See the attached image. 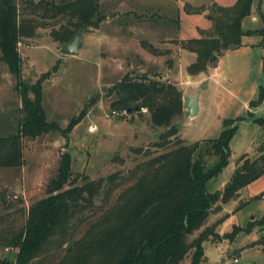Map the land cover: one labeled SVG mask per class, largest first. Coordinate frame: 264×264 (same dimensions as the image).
I'll return each instance as SVG.
<instances>
[{
    "label": "trees",
    "instance_id": "1",
    "mask_svg": "<svg viewBox=\"0 0 264 264\" xmlns=\"http://www.w3.org/2000/svg\"><path fill=\"white\" fill-rule=\"evenodd\" d=\"M101 1L0 0V62L16 79L15 89L20 94L23 112L16 133L0 137V168L25 164L26 139L34 140L50 133L67 138L89 109L87 106L73 118L67 129L48 122L42 105L43 86L54 71H48L32 84L24 79L19 51L23 39L35 38L40 28H47L44 22L50 19L61 23L51 36L64 47L75 35L96 30L105 22ZM196 1H202L203 6L206 2L217 5V0ZM252 4L253 0H235L229 8L218 6L210 35L186 41L183 48L197 55L195 63L187 68L191 75L206 72L214 56L240 47L243 37L264 36V28L241 30L242 21L251 15ZM141 45L151 53L160 54L150 43L141 42ZM262 64L264 72V56ZM263 93L261 89L258 100L249 106H259ZM109 96L113 97L112 111L127 110L134 115L146 110L157 130L175 125L186 108L183 94L175 84L151 74H126L109 89ZM242 120H225L224 130L215 140L187 144L176 138L154 142L147 149H131L130 153L135 155L132 167L118 169L99 179H91L85 173L81 177L82 185L77 184L80 177L73 176L71 156L62 153L57 174L47 187L48 195L29 206L21 226L3 224L0 248L16 250V260L8 258L0 264H39L40 258L45 259L67 243L65 254L56 264H181L188 256L189 264H201L206 259V241L232 240L240 230L247 231L254 223L261 224L264 232L263 218L245 227L233 225L230 232L220 235L218 227L227 214L216 221L209 218L264 174L262 143L256 157H239L233 175L222 190H207L206 182L227 163L235 122ZM252 122L264 130V117L253 118ZM125 160L121 158L122 163ZM212 160L215 163L207 167ZM4 217V214L0 216V224ZM86 222L85 237L70 242L73 231Z\"/></svg>",
    "mask_w": 264,
    "mask_h": 264
},
{
    "label": "rangeland",
    "instance_id": "2",
    "mask_svg": "<svg viewBox=\"0 0 264 264\" xmlns=\"http://www.w3.org/2000/svg\"><path fill=\"white\" fill-rule=\"evenodd\" d=\"M176 1L181 2V35L186 39L165 40L163 43L170 44L157 46L156 51L160 54L145 49L142 41L138 42L139 37L135 38L137 41L128 39L133 34L127 31L131 26L135 27L136 21L133 19L141 14L151 20L155 15L153 20L159 22L158 13L161 12L174 20L173 4L168 5L167 1L102 2L101 11L105 19L113 23L97 28L99 36L105 39L103 42L99 39L93 41L91 31L83 34L85 42L78 57L60 54L63 47L54 41L51 32L59 29L61 23L50 19L44 22L48 24L47 28H40L35 38L23 39L19 51L24 79L32 84L48 71H54L43 86L42 105L48 122H56L62 129H67L73 118H77L87 106L89 109L79 124L67 134V138L60 133H50L34 140L26 139L25 164L18 168H0V216H5L0 230L5 223L21 226L29 206L48 195L47 187L57 174L62 153L67 152L71 156L73 176L80 177L77 184L82 185L84 181L81 177L85 173L91 179H99L118 169L126 170L135 164L131 149H147L158 142L157 134L166 130L155 129L146 110L127 119L112 117L113 97L109 96V89L128 73L157 75L162 81L175 84L183 97L198 96L199 113L190 117L185 108L184 115L175 124L179 127V133L170 140L178 138L187 144L215 140L224 130L225 120L243 119L235 122V133L228 144L230 155L227 163L218 175L206 182L208 191L216 192L225 187L240 156L251 159L260 154L264 130L252 119L264 117V93L259 106L249 105L258 100L260 90H264V36L243 37L240 47L221 54L219 60L209 64L206 72L191 75L187 68L196 60L194 53L184 49L183 45L186 41L209 36L213 31L214 18L218 15V6L229 8L235 0L221 4L216 1L217 5L206 2L204 6L202 1L189 0L192 5L185 3V0ZM252 9L258 20L254 23L247 17L242 22V31L264 28V0H254ZM144 39L155 44L149 37ZM169 70L174 71L175 75L169 76ZM15 85L16 79L0 62V137L15 134L23 116L21 97ZM90 127H95L96 131L91 133ZM121 158L126 159L125 163ZM214 163L215 160H212L207 167ZM225 214L227 217L221 223V235L230 232L233 225L245 227L251 221L259 222L264 218V174L242 188L235 200L223 205L218 214L209 217L210 221H216ZM87 226L86 222L77 227L70 236V242L85 237ZM261 227V224L254 223L247 231L240 230L232 240L206 241V260L201 264H222L227 260L229 264H264V232ZM68 244L54 250L51 256L40 258L38 261L42 262L39 264H56L65 254ZM15 251L1 247L0 261L8 258L15 261ZM234 258L236 262H233ZM189 261L188 256L181 264H189Z\"/></svg>",
    "mask_w": 264,
    "mask_h": 264
},
{
    "label": "crops",
    "instance_id": "3",
    "mask_svg": "<svg viewBox=\"0 0 264 264\" xmlns=\"http://www.w3.org/2000/svg\"><path fill=\"white\" fill-rule=\"evenodd\" d=\"M104 1L108 3V1H113V0H102L101 3ZM156 1H158V2L167 1L169 3V4L167 3L168 5L173 4V14H174L173 18H174V20H172L170 18L168 19L167 14L165 13L164 15H162V14H160L161 12L158 13V19H160L159 22L158 21L155 22L153 20L155 18V15H153V19L151 20L148 18V16L142 17L143 14H141L142 16H138V17H135V19H133L136 21L135 27L131 26V28L129 29V31H127V33L133 34L134 36L131 35L130 36L131 38L128 37V39L133 40L136 37L137 38L139 37L140 40H138V42L142 41V42H147V43L152 44L151 43L152 41H149V39H147V40L144 39V37L145 38L149 37L150 39H152L155 42V44H152V45L156 48H157V46H165V44H168V45L170 44L168 42L163 43L165 40L173 41L176 38H180L182 40L186 39V38H183V36L181 35V21H182V19L180 18V15H181L180 13L182 11V10L180 11L181 2H177L176 0H156ZM219 1H220V4L228 2V0H217L218 3H219ZM184 2L189 3L191 5L193 4L189 0H185ZM195 2H197V1L195 0ZM185 3H184V5H185ZM253 3H254V0H253ZM252 6H253V4H252ZM250 14H251V16H249V19L254 23L257 22L258 17L253 15L252 7H251V13ZM244 20H246V19H244ZM112 23H113L112 20L106 18L105 22H103L101 25L110 26ZM127 25H128V23H127ZM241 26H242V24H241ZM118 27L120 28L119 25H118ZM125 33H126V30L123 31L122 38H124ZM90 36H91V38H93V41L95 39L97 41L99 39V41H101V42H103L105 40L104 37H102L101 35L99 36V29L91 30ZM135 40L137 41V39H135ZM79 54H80V52H79ZM100 55L104 56L102 53ZM67 57H71V56H67ZM194 57L196 60V54H194ZM126 59H128V57ZM218 60H219V57H218ZM179 68H180V66H179ZM173 74H174V71L169 70L168 75L170 76ZM218 232L220 235L223 232L221 225L218 227Z\"/></svg>",
    "mask_w": 264,
    "mask_h": 264
},
{
    "label": "water",
    "instance_id": "4",
    "mask_svg": "<svg viewBox=\"0 0 264 264\" xmlns=\"http://www.w3.org/2000/svg\"><path fill=\"white\" fill-rule=\"evenodd\" d=\"M85 38L83 37L82 33H79L73 37V40L70 41L67 45H65L61 50L60 54L62 56H71V57H78L79 52L84 45ZM218 56H214L211 60L210 64L212 65ZM183 102H185L186 111L190 117H195L199 113V102L198 96H187L184 97ZM179 133V127L177 125H172L168 130L157 134L158 141H166L168 139H172L176 137Z\"/></svg>",
    "mask_w": 264,
    "mask_h": 264
},
{
    "label": "built area",
    "instance_id": "5",
    "mask_svg": "<svg viewBox=\"0 0 264 264\" xmlns=\"http://www.w3.org/2000/svg\"><path fill=\"white\" fill-rule=\"evenodd\" d=\"M129 116H130V114L127 112V110H117V111L114 110V111H112V117H114V118L119 117V118H122V119H127V118H129ZM89 131L91 133H94L96 131V128L95 127H90ZM236 261L237 260L234 258L233 262H236ZM229 263L230 262L227 260V261H225L222 264H229Z\"/></svg>",
    "mask_w": 264,
    "mask_h": 264
}]
</instances>
